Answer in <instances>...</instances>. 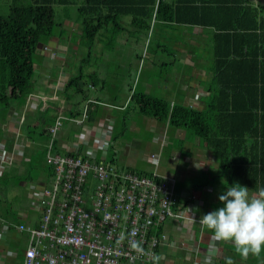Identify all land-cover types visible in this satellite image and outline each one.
Wrapping results in <instances>:
<instances>
[{"label": "crops", "instance_id": "obj_1", "mask_svg": "<svg viewBox=\"0 0 264 264\" xmlns=\"http://www.w3.org/2000/svg\"><path fill=\"white\" fill-rule=\"evenodd\" d=\"M85 1L77 0L78 6L84 5ZM59 8H65L64 19L57 25L60 31H57L48 43L38 49L34 90L27 105L38 108L42 112L47 109L48 114L50 110H61L51 113L50 119L54 123L55 119L60 116L82 112L89 100L104 104L105 108L101 105L97 120L103 117L114 124L109 161L119 171H132L154 177L156 180H165L175 191L181 207L187 202L193 204L197 220H191L184 212L168 220L165 228L168 240L163 246L164 251L161 255L166 257L169 254L172 257L182 253V258L188 260L187 264H197V258L205 259L196 251L200 244V231L198 230L202 228L198 220L201 215L220 206L218 196L224 190V186H230L231 182L220 169L213 152L208 149L207 144L200 137L194 135V132L186 128L173 129L167 123L140 114L138 108L133 107L136 103L130 102V98L132 88L135 90L132 87V82L135 84L133 81L134 63L130 61L134 62L135 58L138 60V54L131 59L124 53L106 57L105 61L111 65V68H97L90 76V83L86 85L82 83L85 98L77 96L81 97V102H66L63 92L73 78L72 74L60 70L57 72L52 68L50 59L60 62L61 65L66 64L69 56L83 51L84 46L82 45L80 13L75 17H70L68 8L59 6L56 7V11ZM138 14L142 15L138 22L133 15L123 16L121 23L125 30L110 34L111 37L113 36L112 39L114 40L115 36L121 32H125L127 38L142 32L139 24L144 23L145 19L150 29L153 27L155 20H150L148 16H145V11ZM157 23L168 30L166 33L172 47L163 52L167 59L166 57L162 59L167 63L164 61L161 66L166 73L162 74V78L157 79L158 81L140 84L141 89L138 92L164 99L172 107L179 105L204 110L210 95L208 87L213 77L211 54L215 30L199 25H167L160 21ZM104 38L105 36L100 37L103 41ZM101 40L97 37L95 41L102 44ZM25 108L26 106H22L19 110L11 108L8 115V112L0 110L4 116H1L3 122L1 120L0 125L2 127L0 176H6L5 183L12 188L14 199L15 197L20 198L17 202L12 196L10 199L7 187L0 191L3 203L0 212V264H24L25 253L33 244L34 238L28 231L20 232L17 226L22 223L28 226L39 223L43 211V197L40 193L48 187V179L51 175V168L46 162L44 152H37L38 144L34 141H17L20 126L27 111ZM45 114L46 112L43 116ZM43 116L35 120L34 127L43 128L42 124L45 123ZM116 124H122L124 130H131L133 133L131 141L119 145L114 143L117 139ZM49 126L43 130L46 131ZM72 128L76 129L73 131ZM80 130L73 124H66L59 133L60 144L64 146L69 141L76 142L75 136ZM135 152L145 153L141 168L137 161L126 159L123 156L127 153L133 155ZM152 155H155V160L152 159ZM249 194L252 197L258 195L253 191H249ZM12 216L18 221L12 223ZM205 231L213 236L210 230L205 228ZM196 237H198L197 242ZM222 243L227 244L228 247L226 246L225 249ZM220 247L221 253L213 252L214 256L210 260H207L210 257L206 258L205 264H225L226 258L229 257L233 264H264L261 258L257 259L252 255L242 258L239 253L234 254L235 248L230 242H221ZM227 252L228 256L225 260H216ZM172 258L175 259V257ZM175 261L173 264L176 263Z\"/></svg>", "mask_w": 264, "mask_h": 264}, {"label": "trees", "instance_id": "obj_2", "mask_svg": "<svg viewBox=\"0 0 264 264\" xmlns=\"http://www.w3.org/2000/svg\"><path fill=\"white\" fill-rule=\"evenodd\" d=\"M10 1L9 14L0 16V105L7 115L11 108L19 110L30 99L38 49L56 35V7L70 6L74 2ZM78 11L82 38L92 43L102 31L110 30L111 34L124 31L121 18L125 15H133L138 22L141 11H145L150 20L154 19L155 24L160 21L167 25L213 28V77L204 110L179 105L172 107L164 99L150 97L133 88L130 102L136 103L140 114L167 123L173 129L186 128L194 132L213 152L231 185L239 183L255 193L264 187V6L261 0H86ZM139 27L141 31L149 30L147 19ZM81 81L83 78L79 76L68 83L63 92L66 102H72L69 93L72 87L75 88L74 95L85 98ZM102 107L95 104L96 109L90 112L92 121L97 120ZM45 112L48 113L47 109ZM80 113L69 117H77ZM43 118L46 123L42 124L43 128L51 127L57 120L53 123L47 116ZM66 124L69 122L64 120L63 125ZM49 127L46 131L41 127L40 138L47 143L37 151L44 152L45 156L51 141ZM50 168L54 176L53 167ZM5 178L0 176V191L7 187ZM2 204L0 196V212ZM185 207L186 204L182 210ZM222 245L226 249L227 244ZM249 255L264 261V248L259 254ZM227 256L228 252L216 260H225ZM159 259L165 257L159 254ZM158 260L150 264H160ZM175 262L187 264L188 260L181 258ZM205 262L203 260V264Z\"/></svg>", "mask_w": 264, "mask_h": 264}, {"label": "built area", "instance_id": "obj_3", "mask_svg": "<svg viewBox=\"0 0 264 264\" xmlns=\"http://www.w3.org/2000/svg\"><path fill=\"white\" fill-rule=\"evenodd\" d=\"M86 103L79 116L59 117L49 127L46 162L53 167L54 184L40 193L43 211L39 223L17 226L34 238L24 264L153 263L164 251L169 219L184 212L197 220L193 204L186 203L182 210L165 180L119 171L109 161L114 124L103 117L92 121L95 104H104L96 100ZM64 120L81 130L76 142L63 146L58 137ZM218 243L202 226L197 254L210 260L213 252L221 253ZM164 261L173 264L174 259L166 256ZM196 263L203 264V259L197 258Z\"/></svg>", "mask_w": 264, "mask_h": 264}, {"label": "rangeland", "instance_id": "obj_4", "mask_svg": "<svg viewBox=\"0 0 264 264\" xmlns=\"http://www.w3.org/2000/svg\"><path fill=\"white\" fill-rule=\"evenodd\" d=\"M11 1L10 0H0V16H7L9 14V6ZM68 8L67 10L68 15L71 17H75L79 15L78 11V4L77 0H74V4L70 6H65ZM58 8V7H57ZM64 10L58 9L57 15H56V22L59 24L62 22V19H64ZM60 27L57 26L56 32L60 31ZM131 30V28H128ZM166 28L164 26H161L159 23L154 22L153 27L149 30L142 31L137 33L134 36L126 37L125 32H121L117 34L112 39L110 30L109 31H102L103 34L98 36V39H100L101 36H105L104 41L101 40L102 44H99L97 41H94L93 43L84 40L82 42V45L84 46V50L76 53V55L71 54L66 62V64L62 65L60 62L58 63L55 60L50 59V64L52 68L57 70V72L65 71L67 74H72L73 78L81 76L83 78V81L80 82V85L82 83H90V76L93 75V73L97 70V68L105 69V68H111V65L108 64V62L105 61L106 57H110L112 55H119V54H127L128 57L131 59L132 57H135V55L138 54L139 58L138 60L135 58L134 62L131 60L130 63H134L133 66V73H134V80L135 84L132 82V87H134L135 90L139 91L141 89L140 84L142 85L144 82H153L157 79L159 80L162 78V74L166 73V70L161 66V63L166 60H163V57H166V55L163 52H166V50L171 49V42H169L168 34L166 33ZM127 40V41H126ZM103 48V49H102ZM102 49V51H101ZM115 49V52L113 50ZM99 50V51H98ZM167 50V51H168ZM212 55V54H211ZM36 55V61L37 57ZM103 57V58H102ZM102 58V59H101ZM167 59V57H166ZM170 61L168 60V63ZM167 63V62H166ZM165 70V71H164ZM157 80V81H158ZM75 88L72 87L69 90V93L72 97V102L77 101L81 102V97H77V95H74ZM77 97V98H76ZM25 107V105L23 106ZM133 107L136 109V105L134 104ZM0 105V110H1ZM26 114H24V119L20 126V131L17 136V141H34L38 144L39 151L43 147L44 144H46L44 141V138H40V134L42 131L39 127H34L33 124L35 120H37L39 117L43 116V112L39 110L38 108L32 107L31 105L26 104L25 108ZM53 111H61V110H53ZM52 110H50V114L46 113L45 116H47L48 120L50 119L51 113H53ZM63 115V114H61ZM3 116L0 111V125L1 120L3 122V119L1 118ZM65 116V115H63ZM4 117V116H3ZM56 120V119H55ZM55 122V121H54ZM115 129V135L117 136L116 141L114 143L116 145H119L123 142H128L130 138L133 137V133L130 129L124 130V127L122 124H116ZM30 126V127H29ZM0 127V134L2 133ZM76 128H72L74 131ZM79 132V131H78ZM72 133V131H71ZM131 141V140H130ZM112 144V143H111ZM112 154V152H111ZM145 153L135 152L133 155H130L129 153L123 155L126 159H133L138 162L139 167L141 166V162L143 161V156ZM141 168V167H140ZM12 181H15L12 179ZM53 175H50V179H48V187L52 189L53 187ZM4 187V186H3ZM6 190L8 191L9 198L11 199V196L14 199L12 188L8 185ZM16 202L20 200L19 197H15L14 199ZM3 206V205H2ZM11 221L17 222V218L14 216L11 217ZM169 222V221H168ZM174 234V233H173ZM168 254V252H166ZM168 256H170L168 254ZM182 258L181 255L175 254V259L177 261H180ZM259 259V258H258ZM157 263L164 264L167 263L164 261V259H159Z\"/></svg>", "mask_w": 264, "mask_h": 264}, {"label": "clouds", "instance_id": "obj_5", "mask_svg": "<svg viewBox=\"0 0 264 264\" xmlns=\"http://www.w3.org/2000/svg\"><path fill=\"white\" fill-rule=\"evenodd\" d=\"M218 200L220 206L201 215L199 224L215 241L230 242L242 258L259 254L264 248V187L252 197L239 183L224 186ZM225 264H233L232 259L226 258Z\"/></svg>", "mask_w": 264, "mask_h": 264}, {"label": "bare ground", "instance_id": "obj_6", "mask_svg": "<svg viewBox=\"0 0 264 264\" xmlns=\"http://www.w3.org/2000/svg\"><path fill=\"white\" fill-rule=\"evenodd\" d=\"M103 4V3H102ZM89 5V4H88ZM121 6V5H120ZM28 7H29V5H28ZM108 7V6H107ZM109 8V7H108ZM48 9V8H47ZM49 10V9H48ZM34 13V12H33ZM119 14H120V12H118ZM11 14V13H10ZM148 16V15H147ZM159 16V15H158ZM38 17V16H37ZM51 17V16H50ZM98 17V16H97ZM162 17V16H161ZM25 20V19H24ZM100 20V19H99ZM119 21V20H118ZM91 24V23H90ZM134 25V24H133ZM52 33V32H51ZM89 36V35H88ZM108 74V73H107ZM233 83V82H232ZM135 95V94H134ZM31 157H33V156H31ZM32 164V163H31ZM54 174V173H53Z\"/></svg>", "mask_w": 264, "mask_h": 264}, {"label": "water", "instance_id": "obj_7", "mask_svg": "<svg viewBox=\"0 0 264 264\" xmlns=\"http://www.w3.org/2000/svg\"><path fill=\"white\" fill-rule=\"evenodd\" d=\"M261 3L263 4V6H264V0H261ZM81 86H82V84H81Z\"/></svg>", "mask_w": 264, "mask_h": 264}]
</instances>
